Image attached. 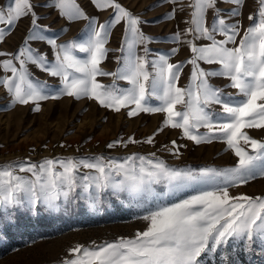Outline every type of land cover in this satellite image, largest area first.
Wrapping results in <instances>:
<instances>
[{
	"label": "snow or ice",
	"instance_id": "snow-or-ice-1",
	"mask_svg": "<svg viewBox=\"0 0 264 264\" xmlns=\"http://www.w3.org/2000/svg\"><path fill=\"white\" fill-rule=\"evenodd\" d=\"M177 3V0H163ZM97 10L112 9L113 15L105 23L85 14L77 0H52L51 7L69 22L84 19L88 24L80 39L57 43V38L45 35L48 27L39 24L32 0H12L0 7V25L14 28L22 19L31 16V26L22 45L15 53L0 51V67L10 75L0 77V86L10 95V103L36 104L67 95L76 99L95 100L102 107L119 112L131 109L129 116L138 113H165V127L181 129L183 137L199 145L222 141L232 151L236 161L231 167L180 168L156 157L132 154L118 161L103 156L75 159H46L37 163H6L0 165V239L4 229L15 223L22 211L36 213L41 207L49 211L59 209L61 202L87 201L90 206L107 197L128 201L137 207L155 204L142 217L146 229L131 238L120 237L113 242L87 247L77 244L68 249L60 264H234L231 253L252 251L256 244L264 251V196L231 195L229 189L247 184L257 177L264 178V138H254L245 129L264 130V0H258L255 14L246 28L237 10L243 0H189L192 9L191 26L184 35L209 43L197 45L185 41L192 53L190 59L171 63L168 54L149 59L148 44L154 37L142 31L146 23L139 15L124 7L118 0H92ZM230 3L236 7L227 15L218 7ZM49 6V5H45ZM183 10V9H181ZM176 9L166 14L174 18ZM211 11L209 24L206 14ZM123 23L124 35L115 71L101 67L106 59L112 29ZM66 31V30H62ZM241 32L243 34H241ZM0 27V43L7 35ZM217 35L223 39H217ZM239 37V40L237 38ZM180 42L181 33L172 37ZM32 42H44L53 51V61L46 53L32 47ZM143 45L139 54L137 49ZM83 54V55H81ZM201 63L219 65V69H205ZM185 64L191 65L189 83L178 86ZM28 65L58 78L59 87L40 81ZM98 77H113L105 85ZM228 80L224 88L210 83V78ZM117 81H124L121 87ZM225 88L236 93H226ZM159 101L157 106L148 103ZM182 105L183 110H177ZM213 105H219L215 111ZM201 128L207 131L199 132ZM162 130V129H161ZM121 141L108 145L114 147ZM140 143L129 137L127 144ZM143 143H154L148 137ZM165 150L177 159L180 147L172 141ZM87 170V171H82ZM26 174V175H22ZM157 186H162L158 191ZM199 186L196 194L172 203H161L186 189Z\"/></svg>",
	"mask_w": 264,
	"mask_h": 264
},
{
	"label": "rangeland",
	"instance_id": "rangeland-1",
	"mask_svg": "<svg viewBox=\"0 0 264 264\" xmlns=\"http://www.w3.org/2000/svg\"><path fill=\"white\" fill-rule=\"evenodd\" d=\"M52 0H32L36 5L35 12L41 17L39 24L47 26L45 35L57 38V43H65L73 39H80L88 24L87 20L80 19L69 22L59 15L58 10L51 7ZM124 7L139 15L145 24L142 31L155 39L147 46L150 49L149 59L158 54H168L172 49H178L175 55L170 56L171 63L184 62L191 58L192 53L185 41H192L199 45L209 43L207 40H194L191 35H184L191 25L192 9L188 7L189 0H177V3H167L163 0H118ZM12 0H0V7H7ZM85 14L97 18V23H105L113 15L112 9L97 10L92 0H77ZM49 5V6H45ZM218 7L228 11L236 7L230 3H219ZM176 9L174 18L167 19L166 14ZM183 9V10H181ZM258 9V0H243L237 8L242 15L229 20V23L239 20L243 27L251 23L247 17L255 14ZM206 20L210 24L213 14L209 11ZM31 26V16L22 18L14 28L0 25L7 31L4 43H0V51L15 53L22 45ZM66 30V31H62ZM181 33L180 42L173 41L172 37ZM241 34H243L241 32ZM124 35V24L116 25L106 45L107 57L101 67L106 71H115L118 67L117 57ZM217 39H223L217 35ZM239 40V37L237 38ZM32 47L41 53H46L49 61H53V51L44 42H32ZM143 45L137 49L142 52ZM83 55V54H81ZM9 56L0 57L8 59ZM30 72L40 81H47L50 86L59 87L58 78L39 70L34 65H28ZM191 65L185 64L178 86L186 87L189 83ZM205 69H219V65L201 63ZM10 75L0 67V77ZM113 77H98V80L111 85ZM210 83L224 88L228 84L226 78L213 77ZM121 87H127L126 82L117 81ZM226 93H236L235 89L225 88ZM11 97L6 89L0 86V165L6 163H41L46 159H75L103 156L118 161L132 155L148 156L155 153L156 157L166 161L171 166L180 168L199 169L202 167L226 168L235 164L236 158L231 150L222 141L213 140L211 143L195 144L183 137L181 129L165 127L163 121L165 113H138L129 116V108L119 112L102 107L95 100L88 98L76 99L67 95L59 99H48L36 104H11ZM149 104L157 106L159 101L150 99ZM220 111L219 105L212 106ZM177 110H183L177 105ZM162 129V130H161ZM207 130L201 128L199 132ZM252 137L264 138V130L245 129ZM129 137L140 143L127 144ZM148 137H154V143H143ZM115 141L114 147L108 145ZM172 141L180 147V157L177 159L165 150L172 148ZM87 171V170H82ZM26 175V174H22ZM161 191L162 186H157ZM201 190L199 186L186 189L175 197H166L161 203H172L178 199L196 194ZM231 195L247 194L264 196V178L257 177L247 184L230 188ZM155 204L148 207H137L128 201L120 202L107 197L95 207L87 201H76L64 204L61 202L56 211H49L41 207L36 213L22 211L17 215L14 224L4 229V238L0 239V264H60L68 255V249L77 244L92 247L105 242L116 241L120 237L131 238L137 231L146 229L147 222L143 216L148 210H154ZM234 264H264V251L256 244L252 251L231 253ZM209 264H220L219 260Z\"/></svg>",
	"mask_w": 264,
	"mask_h": 264
}]
</instances>
